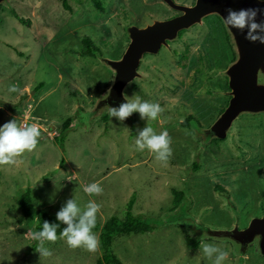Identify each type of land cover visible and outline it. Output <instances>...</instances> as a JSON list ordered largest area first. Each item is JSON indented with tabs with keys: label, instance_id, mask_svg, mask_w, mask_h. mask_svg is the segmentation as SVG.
Wrapping results in <instances>:
<instances>
[{
	"label": "rangeland",
	"instance_id": "rangeland-1",
	"mask_svg": "<svg viewBox=\"0 0 264 264\" xmlns=\"http://www.w3.org/2000/svg\"><path fill=\"white\" fill-rule=\"evenodd\" d=\"M66 1L71 12L62 0L0 4V102L15 103L26 94L13 114L0 103V126L16 118L19 123L35 122L42 131L34 151L15 164L0 165V264H96L101 256L99 247L94 252L73 249L65 239L45 242L51 256L29 253L38 244L28 235L36 232L37 221L24 218L17 205L28 188L31 205L53 216L70 198L81 207L95 201L102 206L100 227L112 216L124 221L134 194L132 213L143 215L154 231L114 236L112 252L122 264H214L215 255L207 257L202 243L228 252L222 264H238L239 253L231 242L207 235L201 240L203 233L191 225L199 220L213 230L244 229L253 218L264 216V114L240 116L222 140L209 143L197 135L217 119L229 99L223 73L236 56L223 21L210 14L202 24L168 40L157 54L143 55L138 67L143 78L133 79L124 95L159 103L164 111L156 120H141L133 113L121 122L109 111L91 119L113 82L99 55L119 60L130 41L129 26L142 28L180 12L161 0H99L102 12L92 0ZM174 2L192 6L195 0ZM12 11L29 25L19 23ZM84 36L100 49L96 58L80 57ZM40 83L43 87L33 94ZM12 85L20 91L9 92ZM189 116L194 119L183 127ZM67 118L73 124L61 149L53 138ZM147 125L172 137L173 154L166 164L147 149L136 150L138 130ZM94 182L102 194L84 192ZM173 189L184 193L178 207ZM186 236L199 241L198 249L185 244ZM243 260L264 264L254 243Z\"/></svg>",
	"mask_w": 264,
	"mask_h": 264
},
{
	"label": "water",
	"instance_id": "water-1",
	"mask_svg": "<svg viewBox=\"0 0 264 264\" xmlns=\"http://www.w3.org/2000/svg\"><path fill=\"white\" fill-rule=\"evenodd\" d=\"M9 0H0L7 4ZM180 15L163 21H154L142 28H127L129 44L119 60H112L99 55V61L113 73V82L106 95L99 98L90 118L97 117L109 106L118 107L124 101V90L133 79L143 78L138 72L144 54H157L167 41L178 36L180 31L195 24H202V19L210 14L218 15L224 23L226 10L232 8H260L261 0H195L192 6L180 5L174 0H161ZM264 21V11L258 16ZM225 25V24H224ZM226 26V25H225ZM234 43L236 59L224 71L229 91L228 103L217 119L208 127L198 130V136L204 141L225 139L232 124L242 115L264 113V44L252 43L245 39L246 31L229 29ZM195 228V227H194ZM200 232L219 241L231 242L239 253L238 264H244L243 255L249 245L254 243L258 252L264 256V216L253 218L248 226L231 230H213L200 223ZM195 230H197L195 228Z\"/></svg>",
	"mask_w": 264,
	"mask_h": 264
},
{
	"label": "clouds",
	"instance_id": "clouds-1",
	"mask_svg": "<svg viewBox=\"0 0 264 264\" xmlns=\"http://www.w3.org/2000/svg\"><path fill=\"white\" fill-rule=\"evenodd\" d=\"M261 2L264 3V0ZM262 11L264 10L260 8H242L239 10L228 8L226 10L227 15L224 17V24L229 29L235 28L241 32L247 30L245 39L252 43L264 44V21H258V16ZM132 83L133 81H129V85ZM8 91L19 92L20 90L18 86L12 85ZM123 96L124 101L118 107H108L109 115L121 122L132 116L133 113H139L141 120H156L164 111L159 103L142 101L139 97L129 99L128 96ZM41 135V128L35 122L31 124L19 123L16 118H13L4 123L0 126V165L15 164L17 158L23 156L24 153L34 151ZM214 140L218 139H213L211 142ZM172 143V137L168 131L157 133L148 125L142 130H138L135 139L136 150L144 151L147 149L155 154L156 160L165 164L173 154ZM84 192L88 195H100L103 188L99 182H94L86 185ZM101 207L95 201H89L81 207L75 197L68 199L56 213L57 220L66 225L59 236L57 230L60 224L48 221L43 222L42 230L28 233L33 240L38 241L35 251L43 257L51 256L52 252L45 247V242L55 243L58 239H65L67 245L73 249L82 247L89 252L96 251L100 245V240L93 229L96 227L97 214ZM191 225L197 230L201 229L199 220ZM204 235L203 233L201 240L204 239ZM201 250L209 258L215 255L214 264H222L228 257V252L212 244L202 243ZM244 258L247 259L246 256Z\"/></svg>",
	"mask_w": 264,
	"mask_h": 264
},
{
	"label": "trees",
	"instance_id": "trees-1",
	"mask_svg": "<svg viewBox=\"0 0 264 264\" xmlns=\"http://www.w3.org/2000/svg\"><path fill=\"white\" fill-rule=\"evenodd\" d=\"M94 6L102 12L103 8L99 0H92ZM62 6L66 11L71 12V7L68 5L66 0H62ZM13 16L17 19L19 23L23 25H29V21L23 18H20L14 11H12ZM183 34V31L178 33L180 37ZM82 51L79 53L80 57H90L96 58V55L100 54L101 51L97 48L94 42L88 36H84L81 40ZM43 84H38L33 90L32 93H37ZM26 98V94L22 95L20 99L13 102H0L3 107L9 112L13 113L16 108H18L21 102ZM103 119H107V116L104 115ZM193 116H189L185 123H182L183 126L188 124V121L193 120ZM73 118H67L61 124L60 133L53 138V143L58 145L61 149L64 147V141L67 137V134L72 129ZM64 160L60 161V165H63ZM194 166V171H196L197 165ZM220 189V188H219ZM222 190V189H221ZM224 191V190H223ZM175 196V207H178L184 199V193L182 191L172 190ZM135 202V195L133 194L126 205L125 210V220L122 221L119 218L112 216L109 219V224L105 227H100L99 222H96V227L93 229L94 232L99 231V240L100 245L99 249L101 251V256L97 259L96 264H122L121 261L114 255L112 252V240L117 234H130V233H139V234H148L154 231V226L150 225L148 221L144 219L143 215H134L132 213V208ZM17 205L19 210L21 211L24 218L35 217L36 218V226L35 231L42 230V225L44 221H48L50 223L60 224L59 229L57 230V235H60V232L63 230L66 225L61 224L56 216L51 215L44 207L36 208L31 205V189H26L19 199L17 200ZM185 244L189 246L192 250H196L199 247V241L195 238L186 236ZM36 248V244H33L30 248H28L29 253L33 252Z\"/></svg>",
	"mask_w": 264,
	"mask_h": 264
},
{
	"label": "flooded vegetation",
	"instance_id": "flooded-vegetation-1",
	"mask_svg": "<svg viewBox=\"0 0 264 264\" xmlns=\"http://www.w3.org/2000/svg\"><path fill=\"white\" fill-rule=\"evenodd\" d=\"M180 15V14H179ZM176 16V15H175ZM183 126V125H182ZM183 127H185V126H183ZM199 126H197V128H198Z\"/></svg>",
	"mask_w": 264,
	"mask_h": 264
},
{
	"label": "crops",
	"instance_id": "crops-1",
	"mask_svg": "<svg viewBox=\"0 0 264 264\" xmlns=\"http://www.w3.org/2000/svg\"><path fill=\"white\" fill-rule=\"evenodd\" d=\"M13 103H14V102H13ZM16 109H17V108H16ZM16 109H15V110H16ZM13 113H14V112H13ZM13 113H12V114H13Z\"/></svg>",
	"mask_w": 264,
	"mask_h": 264
}]
</instances>
